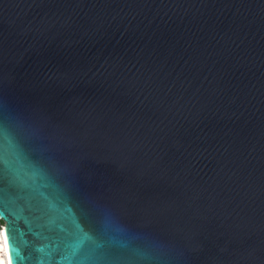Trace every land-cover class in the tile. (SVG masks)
Listing matches in <instances>:
<instances>
[{"label":"water","instance_id":"95a60500","mask_svg":"<svg viewBox=\"0 0 264 264\" xmlns=\"http://www.w3.org/2000/svg\"><path fill=\"white\" fill-rule=\"evenodd\" d=\"M0 220L11 264H264V0H0Z\"/></svg>","mask_w":264,"mask_h":264},{"label":"bare ground","instance_id":"6f19581e","mask_svg":"<svg viewBox=\"0 0 264 264\" xmlns=\"http://www.w3.org/2000/svg\"><path fill=\"white\" fill-rule=\"evenodd\" d=\"M0 264H11L4 228L0 230Z\"/></svg>","mask_w":264,"mask_h":264},{"label":"rangeland","instance_id":"374dc122","mask_svg":"<svg viewBox=\"0 0 264 264\" xmlns=\"http://www.w3.org/2000/svg\"><path fill=\"white\" fill-rule=\"evenodd\" d=\"M4 222L3 221H0V230L4 228Z\"/></svg>","mask_w":264,"mask_h":264},{"label":"snow or ice","instance_id":"6c2138e0","mask_svg":"<svg viewBox=\"0 0 264 264\" xmlns=\"http://www.w3.org/2000/svg\"><path fill=\"white\" fill-rule=\"evenodd\" d=\"M13 255H14V253H13Z\"/></svg>","mask_w":264,"mask_h":264},{"label":"trees","instance_id":"16d2710c","mask_svg":"<svg viewBox=\"0 0 264 264\" xmlns=\"http://www.w3.org/2000/svg\"><path fill=\"white\" fill-rule=\"evenodd\" d=\"M0 221H2V220H0Z\"/></svg>","mask_w":264,"mask_h":264}]
</instances>
